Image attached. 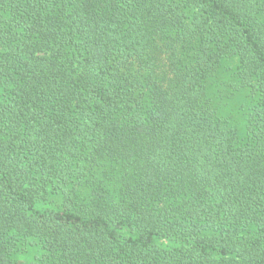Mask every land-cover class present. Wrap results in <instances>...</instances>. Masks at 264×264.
<instances>
[{
	"label": "trees",
	"instance_id": "1",
	"mask_svg": "<svg viewBox=\"0 0 264 264\" xmlns=\"http://www.w3.org/2000/svg\"><path fill=\"white\" fill-rule=\"evenodd\" d=\"M0 264H264V0H0Z\"/></svg>",
	"mask_w": 264,
	"mask_h": 264
},
{
	"label": "rangeland",
	"instance_id": "2",
	"mask_svg": "<svg viewBox=\"0 0 264 264\" xmlns=\"http://www.w3.org/2000/svg\"><path fill=\"white\" fill-rule=\"evenodd\" d=\"M37 253V249L34 248H30L29 250L21 253L19 255V258L22 260V261H30L32 258H34V256L36 255Z\"/></svg>",
	"mask_w": 264,
	"mask_h": 264
}]
</instances>
